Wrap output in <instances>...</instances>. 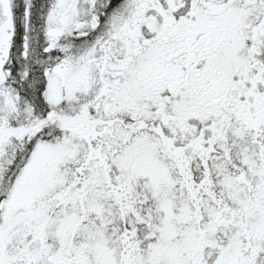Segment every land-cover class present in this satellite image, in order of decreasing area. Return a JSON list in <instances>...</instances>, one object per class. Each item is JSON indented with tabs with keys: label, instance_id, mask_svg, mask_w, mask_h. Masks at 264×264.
I'll use <instances>...</instances> for the list:
<instances>
[{
	"label": "snow or ice",
	"instance_id": "1",
	"mask_svg": "<svg viewBox=\"0 0 264 264\" xmlns=\"http://www.w3.org/2000/svg\"><path fill=\"white\" fill-rule=\"evenodd\" d=\"M0 264H264V0H0Z\"/></svg>",
	"mask_w": 264,
	"mask_h": 264
}]
</instances>
